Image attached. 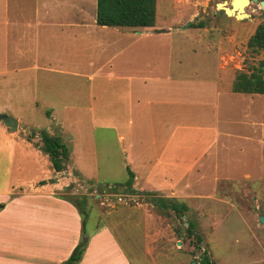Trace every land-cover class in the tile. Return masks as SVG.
Returning <instances> with one entry per match:
<instances>
[{
    "label": "crops",
    "instance_id": "1",
    "mask_svg": "<svg viewBox=\"0 0 264 264\" xmlns=\"http://www.w3.org/2000/svg\"><path fill=\"white\" fill-rule=\"evenodd\" d=\"M155 24L99 25L96 0H0V75L6 77L8 94L18 92L16 99L37 106L44 100L41 93L65 90L77 101L79 94L96 90L94 85L102 89L103 84L119 83L120 171L129 165L132 188L153 193V200L179 199L196 203L206 212L207 203L218 202L220 184L238 187L256 177L251 171L255 161L257 165L262 162L264 94L232 90L235 74L223 64L219 45L215 76L186 74L181 60L174 70L167 50L160 57L150 51L147 42L159 37L162 29ZM221 69H229L231 76V86L224 90ZM62 76L68 78L64 87L59 84L65 81ZM191 81L198 85H190ZM238 99L245 108L230 113V104ZM60 100L55 97V102L43 107H49L52 115ZM86 108L92 112L91 106ZM15 120L18 127L19 120ZM0 122L8 132L2 135L3 143L20 151L16 176H24L29 162L38 169L45 160L40 135L17 140ZM67 164L72 168L69 160ZM75 176L90 181L80 173ZM25 178L0 188V264L66 262L84 235L77 207L56 192L66 189L69 181L37 185L41 177L34 182ZM158 224L157 215L142 210L120 216V206L113 213L101 214L99 223L86 233L87 241L75 264H134L132 256L145 264L162 241L157 234H162L163 225Z\"/></svg>",
    "mask_w": 264,
    "mask_h": 264
},
{
    "label": "rangeland",
    "instance_id": "2",
    "mask_svg": "<svg viewBox=\"0 0 264 264\" xmlns=\"http://www.w3.org/2000/svg\"><path fill=\"white\" fill-rule=\"evenodd\" d=\"M226 1L229 6V0ZM217 2L219 0H157L155 26L162 29L159 31V37H153L147 42L152 54L160 57V52L167 50L171 54L170 62L172 59L174 70L181 60L182 70L186 74L189 72L190 75L199 77L207 75L212 77L215 76L214 71L217 70L220 61L216 51V46L219 45L224 58L223 64L234 71L235 77L239 72L250 74L256 71L259 61L264 60V48L255 50L247 43L256 26L264 21V9H261L259 4L250 2L248 6H244L245 11L250 15L249 18L234 19L226 16L222 11L218 15L215 14L214 5ZM199 21L204 25L196 27L199 28L197 30L192 25ZM207 38L217 41V44L211 43ZM212 46L214 48L208 51ZM221 71L220 85L224 90L231 86V76L229 69H221ZM62 77L65 81L60 80L59 84L64 87L68 83V78ZM5 80V75L1 74L0 114H9L20 121L15 131L7 127L14 133L15 139L20 140L28 134H33L31 139H38L37 136L40 135L38 132L48 128L53 133L60 134L62 141L71 148L68 151V160L72 168H68V160H66L65 170L62 171L64 174H56L47 154L42 152L45 160L39 163L38 169L31 167L32 163L29 162L26 173H23L26 177L23 181L31 179L34 182L36 177H41L36 181V184L40 185L48 181L52 183L61 179L68 180L66 189L56 192L76 200V203L82 196L86 197L83 211H89L87 230H90L94 223H99L101 214L113 213L119 206L120 216L136 215L142 210L157 215L158 225H163L162 234L160 231L157 234V238L159 240L162 238V241L154 250V256L152 254L150 258L148 257L145 264H197L203 251L207 252L215 264H264V225L258 220L259 215H264V145H262V162L257 165L255 161V168L251 171L256 177L239 183L238 187L220 184L216 188L217 199H215L219 204L207 203L206 212H201L196 203L176 199L184 202L188 207L185 214H176L171 209L163 210L156 205V198L152 199L155 196L153 193L136 194L120 185L129 181L130 167L125 165L120 171L119 83L103 84L102 89L94 85L96 90L79 94L77 101L73 100L71 93L65 90L50 95L47 92L41 93L44 100L42 99L40 106H37L27 105L28 103L16 99L15 96L20 95L18 92L8 94L4 86ZM190 85L197 86L198 82L191 81ZM58 96L61 100L57 102L58 105L50 115L49 107H43V104L55 102V97ZM223 100L224 96H221L222 109ZM241 103L238 99L230 104V113L245 108ZM63 105L79 107L72 109ZM87 106L92 107V112H88ZM52 116H54L53 120ZM7 133L0 122V188H5L6 182L11 185L14 183L10 181L24 178V176H16L20 172V151L16 153L14 147L9 145L13 151L11 152V148L2 141V135ZM224 158L228 159V157ZM247 160L248 157H245L244 161ZM226 163L227 161L222 162L221 165ZM77 172L90 181L87 183L77 178L75 176ZM23 185H26L25 182ZM142 206L143 209L139 208ZM188 221L193 222L194 231L201 238L199 241L193 234L187 233ZM151 247L153 248L152 245ZM132 261L134 264H144L143 260L134 256Z\"/></svg>",
    "mask_w": 264,
    "mask_h": 264
},
{
    "label": "trees",
    "instance_id": "3",
    "mask_svg": "<svg viewBox=\"0 0 264 264\" xmlns=\"http://www.w3.org/2000/svg\"><path fill=\"white\" fill-rule=\"evenodd\" d=\"M157 0H96V22L99 25L119 26V27H150L155 24L157 17L156 9ZM204 23L199 21L193 24V27H202ZM248 46L252 49L264 48V21L259 23L253 34L248 39ZM232 90L236 92L246 93H260L264 94V60L259 61V66L256 71L250 74L239 72L234 80ZM40 148L45 152L50 160L54 171L61 172L65 170V162L68 159V149L61 139L56 134H51L46 130H40ZM33 134H28L27 138L31 139ZM129 181L124 184L130 192L136 194L149 195L150 192L138 191L132 188L133 173L128 169ZM121 185V184H120ZM71 201L82 215V234H86V222L89 211H83V205L86 203V197L82 198L76 203V200H71L67 196H63ZM155 204L160 206L163 210L171 209L176 214H185L188 210L184 202H179L174 198L157 197ZM187 233L193 234L199 241L201 238L196 231H194V224L188 221ZM83 241L73 249L70 256L67 258V264H75L81 257L83 249L81 245ZM197 264H215L207 254L206 251L200 256Z\"/></svg>",
    "mask_w": 264,
    "mask_h": 264
},
{
    "label": "water",
    "instance_id": "4",
    "mask_svg": "<svg viewBox=\"0 0 264 264\" xmlns=\"http://www.w3.org/2000/svg\"><path fill=\"white\" fill-rule=\"evenodd\" d=\"M250 2H254L260 5L261 9H264V0H229V6L226 0H219V2L215 3L214 7L216 11L215 14H219L222 11L226 16L233 17L234 19H244L249 18V14L245 11L244 6H247ZM191 23V22H190ZM190 23L188 25H190ZM0 120L4 123L5 126L9 127L10 130L15 131L17 128V121L11 116L0 114ZM258 220L260 223L264 225V215H259ZM188 223L186 222V225ZM184 230V227H182ZM87 234L83 235V244L81 245V249L84 248V245L87 241ZM61 264H67L66 262H62Z\"/></svg>",
    "mask_w": 264,
    "mask_h": 264
},
{
    "label": "flooded vegetation",
    "instance_id": "5",
    "mask_svg": "<svg viewBox=\"0 0 264 264\" xmlns=\"http://www.w3.org/2000/svg\"><path fill=\"white\" fill-rule=\"evenodd\" d=\"M248 5H249V4H248ZM248 5H247V6H248Z\"/></svg>",
    "mask_w": 264,
    "mask_h": 264
}]
</instances>
